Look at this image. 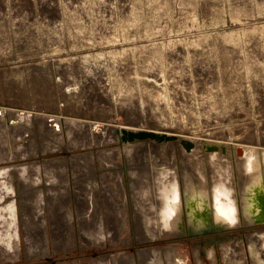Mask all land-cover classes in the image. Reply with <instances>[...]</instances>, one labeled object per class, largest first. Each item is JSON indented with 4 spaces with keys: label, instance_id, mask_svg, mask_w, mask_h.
I'll return each instance as SVG.
<instances>
[{
    "label": "rangeland",
    "instance_id": "obj_1",
    "mask_svg": "<svg viewBox=\"0 0 264 264\" xmlns=\"http://www.w3.org/2000/svg\"><path fill=\"white\" fill-rule=\"evenodd\" d=\"M0 108L11 115H0V182L14 187L0 195V264H144L169 246L213 264L216 235L214 251L231 243L248 259L259 228L199 232L185 213L139 237L142 203L158 199L153 173L135 167L144 142L71 146L68 121L264 147V0H0Z\"/></svg>",
    "mask_w": 264,
    "mask_h": 264
},
{
    "label": "water",
    "instance_id": "obj_2",
    "mask_svg": "<svg viewBox=\"0 0 264 264\" xmlns=\"http://www.w3.org/2000/svg\"><path fill=\"white\" fill-rule=\"evenodd\" d=\"M11 114L18 116V118H23L26 115L20 111ZM0 115H4L7 119L11 116L9 111L1 108ZM18 118L12 119L14 120V124L20 123L17 121ZM25 120L29 121V118ZM71 120L68 121L71 146L89 145L95 138L119 140L121 143L144 142L140 152L144 153L148 161L135 167L136 169H150L151 174L153 173L150 181L153 184L154 192L158 196V199L154 198L152 202L156 204L162 202L161 192L157 187L161 185L162 180L177 179L181 186L180 189H182L181 199H183V209L179 220H183L186 213L191 218L190 220H197L195 222L197 224L195 228L197 231L210 234L239 227H246L248 229L259 228L260 230H256L257 234H249L250 238L247 240L249 255L251 254L249 250L251 237L257 239L258 236L260 237L264 233V147L189 137L183 134L156 129L134 127L130 129L126 126L115 127L102 123L90 124L80 120H78L81 122L80 127L89 132L87 135L88 139L84 144H74L72 143L74 129L71 126ZM50 121L52 119L49 120L45 116H38V122L43 124L42 126H50L55 130H60V126L57 123L48 125ZM104 130L105 132H101ZM20 131L23 130L21 129ZM38 132L39 136L44 140L43 143H46V138L43 137L48 134L44 132V129H39ZM14 135L15 137L21 136L16 129ZM35 140H37V137ZM161 143L165 144L159 145ZM164 146L167 147L170 153L168 159L158 151ZM251 155L252 161L250 162ZM248 162L252 165L254 162L257 165L256 168L248 169ZM129 168L131 167L129 166ZM133 168L132 166L131 169ZM167 169H174V171ZM214 169H226L224 171L228 173V176L225 178H229L230 186H234L231 194L235 198L236 205V220L234 223L224 219L225 215L229 212L227 210L229 209L227 206L229 200L224 195L220 196L219 194V196H216L215 194L216 190H218L215 184L219 173L214 171ZM201 174H203L202 177ZM201 179L206 181L204 186H201L203 182ZM190 182H194L197 186L194 196L186 192L185 186L190 184ZM205 193L207 196H205ZM179 223L180 221H178L175 228H179ZM193 252L196 262L199 264L201 258L199 261L198 256L201 257V251L194 250ZM249 263L256 264L251 256Z\"/></svg>",
    "mask_w": 264,
    "mask_h": 264
},
{
    "label": "crops",
    "instance_id": "obj_3",
    "mask_svg": "<svg viewBox=\"0 0 264 264\" xmlns=\"http://www.w3.org/2000/svg\"><path fill=\"white\" fill-rule=\"evenodd\" d=\"M168 182L169 180H162L161 185L157 186L161 192V198H162L161 203H159L158 205L151 204L150 207H148V205L145 204L144 202L142 203L141 206L142 211H140V213H138L137 216V219H140V225L137 231L139 237L145 236L144 235L145 231H147V233L152 232L153 234L158 233L159 230H161V226H166L170 228L177 227V223L181 215H179V213L177 214L176 212L177 210L176 200H173L172 196L167 195L170 187V185L166 184ZM13 188H14L13 183H11L10 180H6V179L2 180L0 182V195L6 194V192L10 193ZM83 189H84L83 183H81L80 181L77 182L76 191L78 198V206L80 208L83 207V202H84L82 197ZM165 192H166V196L164 195ZM105 196L109 202H113L112 197H109L110 195L108 191H105ZM151 208L153 209L155 208V210ZM99 209L101 210L100 207ZM9 210L10 213L15 214L14 204L9 205ZM2 229L3 228L0 227V233L2 232ZM88 231L90 232L91 230ZM93 232L94 233L96 232L98 238L102 237V235L105 234V230L103 228L101 218L98 224L94 227ZM5 239L7 241V246L11 245L10 234H8ZM164 251L165 253L162 251V254L159 252L158 253L154 252V254L151 256L150 259H148L145 255H143L142 259L145 261L144 264H185L184 262H180L179 257L181 256L178 255V253L173 254L171 252V249H169L168 247Z\"/></svg>",
    "mask_w": 264,
    "mask_h": 264
},
{
    "label": "bare ground",
    "instance_id": "obj_4",
    "mask_svg": "<svg viewBox=\"0 0 264 264\" xmlns=\"http://www.w3.org/2000/svg\"><path fill=\"white\" fill-rule=\"evenodd\" d=\"M177 54H179V53H177ZM187 55L189 56V54H187ZM179 56H182V54H180ZM185 57H184V59L186 60L188 57L187 56H185ZM71 126L74 129V135H73L72 143L84 144L85 141L88 139L87 135L89 134V132L87 130H83V128L80 127L81 122L78 120H71ZM126 127L133 129L132 127H129V126H126ZM244 144H248V143H244ZM251 161H252V155L250 157V162ZM250 162H248V169H255L257 165L254 164V162L252 165ZM224 170H226V169H214V171L219 173L218 180L216 181V184H215V186L218 187V190H216L215 194H216V196H219V194H220V196L224 195L229 200L228 204H227L229 209L226 208L229 212L226 215L224 214L225 215L224 219L226 221L234 223L236 220V216H235L236 215V205H235V198L231 196L232 190L234 189L233 188L234 186L233 187L230 186L231 184H230L229 178H225L228 176V173ZM202 176H203V174H201V177ZM201 181H203L202 182L203 185L201 184V186H204L206 184V181L204 179H201ZM166 184L170 185L169 192L167 195L172 196L173 200H176V202H177L176 212H177V214L179 213V215H181V211L183 209V207H182V204H183L182 200L183 199H181L182 189H180V187H181L180 183L177 179H170L169 182ZM185 188H186V192L191 194V196H194L196 194L195 191L197 189V186L194 184V182H190V184H187L185 186ZM164 195L166 196V192ZM205 196H207L206 193H205ZM209 239H207L206 241H209ZM258 239H254L251 237V239L249 241V245H250L249 250L251 253L250 255H249V251H248V243L246 241V246H245L246 248L245 247H243V248L246 249V251H247V254H248L247 260L241 261L240 259L243 256L235 255V253L233 251L232 253H230L229 264H244V262H245V264H248V261L250 262V256L256 264H261V263L264 264V233ZM168 248L171 249L170 246ZM234 257H237L238 261L237 260L235 261ZM198 260L200 261L199 256H198ZM180 262H183V261L180 260ZM199 264H201V263L199 262Z\"/></svg>",
    "mask_w": 264,
    "mask_h": 264
},
{
    "label": "flooded vegetation",
    "instance_id": "obj_5",
    "mask_svg": "<svg viewBox=\"0 0 264 264\" xmlns=\"http://www.w3.org/2000/svg\"><path fill=\"white\" fill-rule=\"evenodd\" d=\"M217 237H215L216 239H220L219 237H221V238H223V236H220V235H216ZM215 238H213V239H215ZM209 239V238H208ZM213 239H209V243H207L208 245H207V250H206V252H207V255H209L210 256V258H211V260L213 261V264H218V262L219 261H224V259H225V261L224 262H226V264H229V260H230V253H232L233 251L231 250L232 249V244L231 243H229V244H225V246H224V250H221V252L220 253H218V250L216 249L215 251L213 250L215 247H217L216 245H218L217 243H219V245H221V241H218L217 243H213V242H215L216 241V239L215 240H213ZM230 248V249H229ZM201 251V250H200ZM222 253H223V255H222ZM201 258V257H200ZM179 260H181V261H183L184 263H186L187 264V261H184L183 259H182V257H179ZM201 264H204V259L203 258H201Z\"/></svg>",
    "mask_w": 264,
    "mask_h": 264
}]
</instances>
